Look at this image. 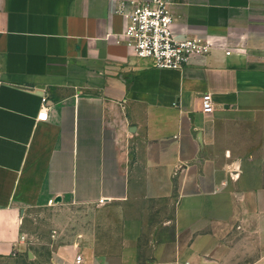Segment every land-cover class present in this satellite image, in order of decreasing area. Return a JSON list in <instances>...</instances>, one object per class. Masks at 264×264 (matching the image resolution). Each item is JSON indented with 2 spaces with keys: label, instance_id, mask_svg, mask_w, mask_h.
<instances>
[{
  "label": "crops",
  "instance_id": "0c3cea01",
  "mask_svg": "<svg viewBox=\"0 0 264 264\" xmlns=\"http://www.w3.org/2000/svg\"><path fill=\"white\" fill-rule=\"evenodd\" d=\"M148 1L0 0V264H264V0H170L178 30L245 47L185 69L127 46L122 11ZM136 198L176 207L149 259L131 225L117 247L31 233L43 207Z\"/></svg>",
  "mask_w": 264,
  "mask_h": 264
},
{
  "label": "rangeland",
  "instance_id": "374dc122",
  "mask_svg": "<svg viewBox=\"0 0 264 264\" xmlns=\"http://www.w3.org/2000/svg\"><path fill=\"white\" fill-rule=\"evenodd\" d=\"M248 179L256 184H264V173L249 174ZM175 208L168 202L143 198L129 200L122 208L112 206L102 209L91 206L83 210L56 209L48 206L35 213L30 229L34 239L44 244L50 241L52 232L56 229L65 232L61 235V240L66 239L67 234L80 224H85L97 232L101 243L117 247L128 225H131L139 238L142 259H149L154 248L160 243L166 242L172 247L178 241L177 224H168L169 220L176 216ZM182 236L189 239L192 233L186 230Z\"/></svg>",
  "mask_w": 264,
  "mask_h": 264
},
{
  "label": "built area",
  "instance_id": "2783aa9c",
  "mask_svg": "<svg viewBox=\"0 0 264 264\" xmlns=\"http://www.w3.org/2000/svg\"><path fill=\"white\" fill-rule=\"evenodd\" d=\"M170 0H151L134 3L130 12L122 11L127 19L124 32L127 46L140 58L151 59L154 65L166 69H185L196 61H203L215 50H223L227 55L241 53L243 43L233 44L215 35H192L186 30H178L171 9ZM47 97L37 119L49 118ZM204 111H214L211 93L203 95ZM81 256L77 258L80 263Z\"/></svg>",
  "mask_w": 264,
  "mask_h": 264
}]
</instances>
